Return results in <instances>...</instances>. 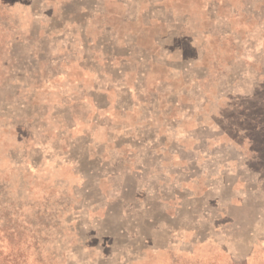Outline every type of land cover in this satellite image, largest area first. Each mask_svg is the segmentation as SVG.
<instances>
[{
	"label": "rangeland",
	"instance_id": "374dc122",
	"mask_svg": "<svg viewBox=\"0 0 264 264\" xmlns=\"http://www.w3.org/2000/svg\"><path fill=\"white\" fill-rule=\"evenodd\" d=\"M264 0H0V262L264 264Z\"/></svg>",
	"mask_w": 264,
	"mask_h": 264
},
{
	"label": "trees",
	"instance_id": "16d2710c",
	"mask_svg": "<svg viewBox=\"0 0 264 264\" xmlns=\"http://www.w3.org/2000/svg\"><path fill=\"white\" fill-rule=\"evenodd\" d=\"M257 128H259L260 129V131H262L263 133H264V124L262 125V126H257ZM3 254V252H0V255H2ZM0 264H6L5 262H0Z\"/></svg>",
	"mask_w": 264,
	"mask_h": 264
}]
</instances>
